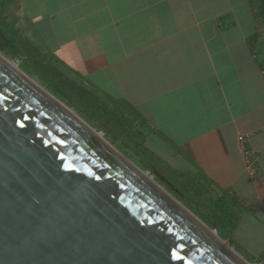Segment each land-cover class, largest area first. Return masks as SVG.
Segmentation results:
<instances>
[{
	"label": "crops",
	"instance_id": "crops-1",
	"mask_svg": "<svg viewBox=\"0 0 264 264\" xmlns=\"http://www.w3.org/2000/svg\"><path fill=\"white\" fill-rule=\"evenodd\" d=\"M249 1L13 4L33 45L76 82L130 103L146 119L147 139L172 144L171 163L235 196L232 244L257 260L264 258V71L250 48L259 21ZM243 145L256 156L251 168Z\"/></svg>",
	"mask_w": 264,
	"mask_h": 264
},
{
	"label": "water",
	"instance_id": "water-1",
	"mask_svg": "<svg viewBox=\"0 0 264 264\" xmlns=\"http://www.w3.org/2000/svg\"><path fill=\"white\" fill-rule=\"evenodd\" d=\"M0 264L255 263L0 55Z\"/></svg>",
	"mask_w": 264,
	"mask_h": 264
},
{
	"label": "trees",
	"instance_id": "trees-1",
	"mask_svg": "<svg viewBox=\"0 0 264 264\" xmlns=\"http://www.w3.org/2000/svg\"><path fill=\"white\" fill-rule=\"evenodd\" d=\"M11 1L12 0H0V13L3 12L6 3ZM249 4L253 18L260 21L261 25L264 27V0H250ZM258 37V31L249 37V42L251 43L250 48L256 56L260 55L259 64L264 71V50H262L261 47L264 43V38L263 40H259ZM0 41V49L10 51L12 55L20 57L23 62L26 63L28 62V59L31 58L30 51L22 43H26V41L29 43L31 42L25 37L21 38L18 33L9 28L7 24L0 23ZM49 86L56 95H59L69 105L74 106L79 112L84 114L85 118L94 126L104 129L106 135L113 139H117L122 133L127 134L130 127L136 121L140 122L141 126L144 128L146 126V119L123 98L107 97L111 103L109 105L102 103L100 102L101 98L98 95H95V93H92L93 91L90 88L81 85V83L76 82L73 79H69L66 82L50 80ZM69 86L70 88L75 87L76 92H78L76 96H74L70 89H68ZM88 94H91L94 97V100L87 98ZM96 102H99L98 104H100V106L97 105ZM115 121L118 122V125L111 126L110 123L114 124ZM119 125L122 126L120 131L118 130ZM129 139L130 142H124L121 140V145L126 150L130 151L132 155L137 156L145 165L154 164L153 168H157L155 169V172L158 177H160L163 173L161 170L162 168L152 161V158L150 157L151 154H149L148 147L144 145V142L137 144L134 135H130ZM191 178L192 182H189V184L185 186L192 193L191 200L197 206L196 209L199 218L209 227L215 228L217 234L220 237L227 239L231 244L232 234L239 220L241 204L237 201L234 195L227 191H214L210 187L209 182L202 179L200 175ZM195 192L206 195V198H197L194 195ZM235 249L237 250V246H235ZM262 259L263 256H260L257 260Z\"/></svg>",
	"mask_w": 264,
	"mask_h": 264
},
{
	"label": "rangeland",
	"instance_id": "rangeland-1",
	"mask_svg": "<svg viewBox=\"0 0 264 264\" xmlns=\"http://www.w3.org/2000/svg\"><path fill=\"white\" fill-rule=\"evenodd\" d=\"M14 1L12 0L9 3H6L4 6L3 12L0 13V23L7 24L9 28H11L13 31H16L18 35L23 38L25 37L23 33L20 31V28L18 26V21L20 19L18 10L14 8ZM259 40H263L264 38V27L261 25L259 21ZM26 38V37H25ZM27 49L31 53V58L28 59V62H23L22 59L18 56H14L11 54L10 51L5 49H0V54L5 57L7 60H9L12 63H15L19 70H21L24 74H26L31 80L36 82L40 87L51 93L53 96H55L59 101H61L63 104H65L70 110H72L74 113H76L81 119H83L85 122H87L91 127H93L97 132H99L105 140H107L111 146H113L116 150H118L121 154H123L129 161H131L135 166L140 168L142 171H144L147 175L151 176L164 190L168 191L170 195H172L176 200H178L183 206H185L191 213H193L195 216L199 217L196 205L191 200V191L186 188V186L189 184V182H192V178L195 174H192L189 170V166L187 164L179 163L175 160V163H171L169 160H167V157L172 152V144L170 143H164L161 141V139L157 137L151 136L148 138V130L141 126L140 122L136 121L129 129V131L126 133H122L119 135L117 139H113L110 136L106 135V132L104 129H101V127H96L92 123H90L82 114L79 112L74 106L69 105L63 98H61L59 95H56L49 86L50 80H59L62 82H66L67 80H72L74 77L66 71L57 60H55L51 55L42 52L37 47H35L33 44L26 41L22 42ZM29 43V44H27ZM1 44V41H0ZM32 45V46H31ZM262 50H264V43L262 44ZM71 76V77H70ZM74 80V79H73ZM83 83V81H79V83ZM83 85V84H81ZM72 86V85H71ZM84 86V85H83ZM71 93L76 96L78 92H76L75 87L70 88ZM95 95H98L101 100L100 102L110 104L111 101L109 98L100 95L98 92L94 91ZM87 98H90L94 100V97L91 94H88ZM97 105L99 102H96ZM126 118V116H125ZM118 122L115 121V123H110V125H118ZM121 125L118 126V130L120 131ZM130 135H134L136 138V143L140 144L144 142V145L149 147L148 149L149 154H151L152 161L155 162V164H158L162 169V174L160 177L155 172L156 167H154V164L151 165H145L141 160L130 153V151L126 150L121 144L123 140L124 142H130L129 139ZM130 141H129V140ZM165 158V160H164ZM198 177V175H195ZM186 185V186H185ZM178 188V189H177ZM194 195L197 198L205 199L206 195H202L199 193H194ZM222 238V237H221ZM226 243H228L231 247H234V245L229 243L227 239L222 238ZM236 250V249H235ZM240 252H238V251ZM237 252L241 254L245 259L248 261L258 264L261 260H255L252 259V256L247 254L243 249H241L239 246H237ZM251 258V259H250Z\"/></svg>",
	"mask_w": 264,
	"mask_h": 264
},
{
	"label": "built area",
	"instance_id": "built-area-1",
	"mask_svg": "<svg viewBox=\"0 0 264 264\" xmlns=\"http://www.w3.org/2000/svg\"><path fill=\"white\" fill-rule=\"evenodd\" d=\"M241 142L244 143L243 138L241 137ZM243 151H244V159L246 165L251 168L254 166V162L256 161V156L254 153H252L246 146L243 145Z\"/></svg>",
	"mask_w": 264,
	"mask_h": 264
},
{
	"label": "bare ground",
	"instance_id": "bare-ground-1",
	"mask_svg": "<svg viewBox=\"0 0 264 264\" xmlns=\"http://www.w3.org/2000/svg\"><path fill=\"white\" fill-rule=\"evenodd\" d=\"M0 55H1V54H0ZM1 56H2V55H1ZM2 57H3V56H2ZM3 59H4V57H3ZM5 61H6L7 63H9L11 66H14V67L18 68V67L16 66V64L10 62V61L7 60L6 58H5Z\"/></svg>",
	"mask_w": 264,
	"mask_h": 264
}]
</instances>
